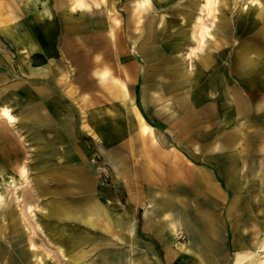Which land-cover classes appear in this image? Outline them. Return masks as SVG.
<instances>
[{
  "label": "crops",
  "instance_id": "crops-1",
  "mask_svg": "<svg viewBox=\"0 0 264 264\" xmlns=\"http://www.w3.org/2000/svg\"><path fill=\"white\" fill-rule=\"evenodd\" d=\"M141 2L0 0V179L30 171L17 207L66 264H250L264 87L189 59L182 0Z\"/></svg>",
  "mask_w": 264,
  "mask_h": 264
},
{
  "label": "rangeland",
  "instance_id": "rangeland-1",
  "mask_svg": "<svg viewBox=\"0 0 264 264\" xmlns=\"http://www.w3.org/2000/svg\"><path fill=\"white\" fill-rule=\"evenodd\" d=\"M206 1L182 0L178 11L192 20L200 4ZM212 4L213 23L209 25L205 19L197 23L192 20L190 42L194 45L187 52L189 59L194 57L202 60L208 49L215 47V52H212L215 64L223 59H229L232 77L244 78L248 82L256 80L264 87V64L262 68L257 67L258 64L251 68L248 66L259 60L257 55L264 57V32L262 29L258 31L264 23V0H212ZM243 18L249 25L243 26ZM259 170L261 186L264 189L262 159ZM35 185L37 186V183L32 180L29 170L25 172L23 179H0V208H3V211H0V221L5 219V225L0 227V264H66V256H62L60 252L62 250L59 251L58 245L46 242L48 229L44 227L46 222L42 219L44 212L41 208L21 205L17 207V204L28 200L30 194L38 192ZM6 193V200L8 198L9 200L4 204L1 200H4L3 194ZM40 199L44 200L41 196ZM11 208H14V211L10 210ZM23 236L28 239L31 236L34 238L35 242L25 243L31 253L25 254L20 249L22 245L17 241L18 237Z\"/></svg>",
  "mask_w": 264,
  "mask_h": 264
},
{
  "label": "bare ground",
  "instance_id": "bare-ground-1",
  "mask_svg": "<svg viewBox=\"0 0 264 264\" xmlns=\"http://www.w3.org/2000/svg\"><path fill=\"white\" fill-rule=\"evenodd\" d=\"M144 1L145 0H142V4L144 3ZM77 5V2H73V7H75ZM213 4H212V0H207L206 1V3L204 2V4H200V8H199V10L197 11L196 10V12H195V14H194V16H193V18H192V20H193V22L194 23H197L198 21H200V20H202V19H205L206 20V22H209V25L211 24V23H213V18H214V16H213V6H212ZM191 15H192V13H191ZM242 22H243V26L246 24V20H245V18H243V20H242ZM195 25V24H194ZM246 25H249L248 24V22H247V24ZM262 29V32H264V23L260 26V28L258 29V31H260ZM191 37H192V35H191ZM257 57H259V60H257V61H255V62H253V65H248V66H250V68L251 67H254L256 64H258L257 65V67H263V64H264V57H261L260 55L258 56L257 55ZM242 60H244V59H242ZM249 63V62H248ZM189 79V78H188ZM187 79V80H188ZM185 82H187V81H185ZM189 82V81H188ZM177 83V82H176ZM179 85V84H178ZM181 85V84H180ZM172 87H173V85H172ZM243 87V86H242ZM240 88V87H239ZM245 89V88H244ZM124 95V94H123ZM125 96V95H124ZM127 96H128V93H127ZM264 97V96H263ZM247 101V100H246ZM247 102H249V101H247ZM250 104V103H249ZM2 106V105H1ZM249 105H247V107H248ZM137 108V107H136ZM243 109V108H242ZM248 110V109H247ZM2 113L4 114V115H6L7 117H8V119L9 120H13V116L9 113V111H8V109L7 108H2ZM139 113V112H138ZM248 113V112H247ZM140 115H141V113H140ZM247 115V114H246ZM31 119V118H30ZM34 120V119H33ZM143 121V120H142ZM43 124V123H42ZM139 125V124H138ZM153 130V129H152ZM147 131V130H146ZM67 132V131H66ZM91 132H92V130H91ZM141 132V131H140ZM48 135V134H47ZM149 136V135H148ZM156 138V137H155ZM146 144V143H145ZM111 155H113V154H111ZM108 156V155H107ZM116 156V155H115ZM117 157V156H116ZM110 159V158H109ZM119 159V158H118ZM264 159V158H263ZM115 164V163H114ZM121 171V170H120ZM255 209V208H254ZM210 230V229H209ZM214 231H215V229H213ZM260 230V229H259ZM203 231V230H202ZM211 231V230H210ZM244 232V231H243ZM212 233V232H211ZM204 236V235H203ZM202 236V237H203ZM244 236H246V234L244 235ZM257 236V237H256ZM255 237L257 238V239H255L253 242H252V247H253V249L255 250H257L256 252H254V254H252L253 256L252 257H254L255 258V261L254 260H252L251 261V263L250 264H264V230H262L259 234H257ZM192 237V236H191ZM251 237V236H250ZM203 239V238H202ZM253 239V238H252ZM250 240V239H249ZM248 240V241H249ZM247 241V242H248ZM251 241V240H250ZM241 252V251H240ZM216 257V256H215ZM217 260V259H216Z\"/></svg>",
  "mask_w": 264,
  "mask_h": 264
},
{
  "label": "built area",
  "instance_id": "built-area-1",
  "mask_svg": "<svg viewBox=\"0 0 264 264\" xmlns=\"http://www.w3.org/2000/svg\"><path fill=\"white\" fill-rule=\"evenodd\" d=\"M91 160H92V161H95V158L92 157ZM97 168L100 169V171H103V170H104L103 167H102L101 165H97Z\"/></svg>",
  "mask_w": 264,
  "mask_h": 264
}]
</instances>
